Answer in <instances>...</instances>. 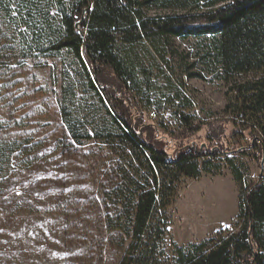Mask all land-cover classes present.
Here are the masks:
<instances>
[{
    "label": "trees",
    "instance_id": "trees-1",
    "mask_svg": "<svg viewBox=\"0 0 264 264\" xmlns=\"http://www.w3.org/2000/svg\"><path fill=\"white\" fill-rule=\"evenodd\" d=\"M151 10L185 13L149 16ZM188 38L211 40L199 55L220 71L219 79L254 75L231 90L234 115L259 132L248 147L237 146L236 136L234 146L223 144L218 129L207 136L211 147L186 143L217 120L195 125L180 110L173 119L182 130L145 120L159 118L170 103L157 94L149 59L166 63L171 39ZM34 52L66 65L59 108L71 141L96 140L119 161L117 179L101 191L100 203L103 233L109 248L123 251L121 264H264V164L260 179L247 182L235 157L222 158L264 156V0H0V60L29 59ZM37 148L31 140L0 139V193ZM223 161L244 187L239 229L215 242L176 247L168 263V211L181 181L220 174Z\"/></svg>",
    "mask_w": 264,
    "mask_h": 264
},
{
    "label": "rangeland",
    "instance_id": "rangeland-1",
    "mask_svg": "<svg viewBox=\"0 0 264 264\" xmlns=\"http://www.w3.org/2000/svg\"><path fill=\"white\" fill-rule=\"evenodd\" d=\"M210 43L198 38L171 39L166 63L149 59L153 81L160 88L157 94L169 96L170 103L159 112V118L151 114L145 120L161 122L171 131L182 130L183 126L173 119V113L180 110L192 116L195 125L217 120L215 128L204 126L186 143L211 147L207 136L210 132L214 136L212 130L218 129L225 136L220 139L223 144L236 136L237 146L248 147L259 132L247 129V122L234 115L236 101L231 90L234 82L252 80L254 75L240 76L232 82L219 79L218 70L211 71L201 58ZM30 56L0 60V139H25L38 145L36 153L25 157V164L0 193V264H121L123 251L109 248L103 233L100 203L101 191L117 179L119 161L96 140L81 146L71 141L59 108L66 65L62 58H46L38 52ZM185 98L193 104H186ZM170 140L174 145L179 142ZM214 144V148H222ZM234 157L247 182L260 179L264 156L252 152L248 157L222 158ZM243 189L224 161L220 174L183 179L168 211L170 224L163 244L166 261H174L176 247L215 242L236 232L241 222Z\"/></svg>",
    "mask_w": 264,
    "mask_h": 264
}]
</instances>
